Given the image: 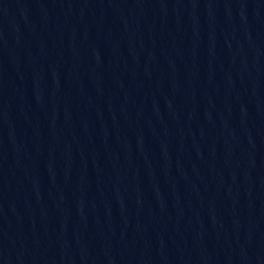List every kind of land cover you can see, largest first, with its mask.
Returning <instances> with one entry per match:
<instances>
[{
	"label": "water",
	"instance_id": "obj_1",
	"mask_svg": "<svg viewBox=\"0 0 264 264\" xmlns=\"http://www.w3.org/2000/svg\"><path fill=\"white\" fill-rule=\"evenodd\" d=\"M79 0H0V147Z\"/></svg>",
	"mask_w": 264,
	"mask_h": 264
}]
</instances>
